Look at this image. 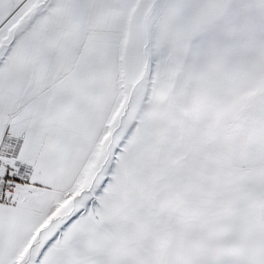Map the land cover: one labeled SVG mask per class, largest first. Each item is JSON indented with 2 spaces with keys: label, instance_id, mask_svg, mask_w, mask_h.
I'll return each instance as SVG.
<instances>
[{
  "label": "snow or ice",
  "instance_id": "6c2138e0",
  "mask_svg": "<svg viewBox=\"0 0 264 264\" xmlns=\"http://www.w3.org/2000/svg\"><path fill=\"white\" fill-rule=\"evenodd\" d=\"M0 264H264V0H0Z\"/></svg>",
  "mask_w": 264,
  "mask_h": 264
}]
</instances>
